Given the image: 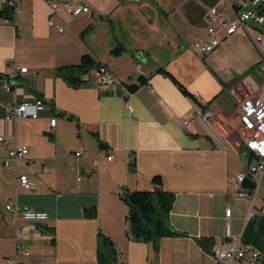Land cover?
<instances>
[{
	"label": "crops",
	"instance_id": "1",
	"mask_svg": "<svg viewBox=\"0 0 264 264\" xmlns=\"http://www.w3.org/2000/svg\"><path fill=\"white\" fill-rule=\"evenodd\" d=\"M61 1L19 0L12 22L0 13V159L12 147L28 148L23 158L0 164V264L13 256L19 264H226L212 256L224 236L226 208L230 232L264 253V178L255 202L239 196L234 181L248 161L234 129L238 104L264 81L226 72L240 53H249L242 41L251 34L244 17L249 0H69L89 6L78 16L61 9ZM213 6L243 21L201 56L191 44L206 37V13ZM49 17L64 31L50 27ZM118 45L123 49L112 54ZM85 53L120 82L105 84L97 67L82 74L77 87L56 74ZM160 69L199 98L182 93ZM34 98L45 102L37 118H5L10 105ZM52 116L54 128L48 125ZM80 147L82 156L74 157ZM20 174L34 182L33 189L21 187ZM156 175L160 185L152 181ZM123 187L172 192L168 225L179 234L161 237L157 246L135 240L119 196ZM7 202L48 218L13 220ZM98 231L112 240L114 261L96 259ZM18 243L28 255L17 253Z\"/></svg>",
	"mask_w": 264,
	"mask_h": 264
},
{
	"label": "built area",
	"instance_id": "2",
	"mask_svg": "<svg viewBox=\"0 0 264 264\" xmlns=\"http://www.w3.org/2000/svg\"><path fill=\"white\" fill-rule=\"evenodd\" d=\"M220 1L223 2L226 0ZM249 1L253 5L259 2V0ZM18 3L19 0H0V13L4 12V10L7 11L2 15L3 21L12 22L13 17L20 11ZM60 7L71 16H78L90 12V8L87 4L69 0H62L60 2ZM7 13H9V16L5 15ZM244 17H252L258 24H264V15L260 13L245 14ZM206 21V37L201 41H194L191 44L192 50L201 56L213 51L219 45L221 37L233 33L237 27L242 24L243 19L239 17L233 19L226 18L220 13L218 6H213L209 8L206 13ZM47 23L58 32L64 31L63 23L57 22L51 17L48 18ZM252 40L259 52L264 53L262 34H257ZM26 69V67H22L19 68V71L25 72ZM134 71L138 74H143L140 65H135ZM94 73L105 84L114 86L120 82L105 65H99ZM4 87L9 89L7 84H4ZM192 95L196 99L199 98L197 92H194ZM198 101L202 103L204 100L199 99ZM44 108L45 102L42 98L24 100L10 105L5 118L7 120L35 119ZM55 124V116L50 117L48 121L49 127L54 128ZM234 129L243 154L248 160L242 170L236 174L234 181L240 189L238 193L239 196H249L252 201L255 202L257 199V188L262 178H264V84L240 101L238 104V124ZM3 141V136L0 135V143ZM83 152V148L80 147L73 152V156L80 157ZM27 153L28 148L26 146L12 147L7 151L6 156L0 159V164L7 167L12 161L23 158ZM106 159L111 160L112 155L108 154ZM95 163L96 161L93 160V164ZM247 179L254 182L253 189L249 190L242 186L243 182ZM17 181L23 189H33L34 182L31 181L26 174L18 175ZM5 209L13 220L21 218L29 222L39 223L44 222L48 218L46 212L36 210L28 205L19 206L12 202H7L5 204ZM230 213L231 209L226 208L224 216L227 221L224 236L219 244L212 249L213 258L217 262H225L226 264L232 261H238L241 264H264L263 252L244 241L240 235H233L230 232L228 225ZM20 237L21 234L18 233L17 238ZM16 249L17 253L24 255L29 254V251L19 243L16 245ZM6 262L7 264H19L17 256L8 257Z\"/></svg>",
	"mask_w": 264,
	"mask_h": 264
},
{
	"label": "trees",
	"instance_id": "3",
	"mask_svg": "<svg viewBox=\"0 0 264 264\" xmlns=\"http://www.w3.org/2000/svg\"><path fill=\"white\" fill-rule=\"evenodd\" d=\"M4 12L7 11L4 10ZM4 12H1V15H4ZM261 12H264V6H259L258 13ZM5 15L9 16V13ZM122 49V45L115 46L111 49V53L118 54ZM99 65L90 54L85 53L77 64L58 67L56 74L61 76L69 85L77 87L83 81L81 75ZM160 71L169 76L182 93L193 97L168 71L164 69H160ZM144 82L145 79L140 78V83ZM136 87L137 85H131L129 88L134 89ZM152 181L156 185L161 184V179L158 175L153 176ZM242 186L250 190L253 189L254 182L247 179ZM119 196L127 206L126 221L128 230L135 240L151 242L154 246H157L161 237L179 234L168 225V214L173 201L172 192L159 188L154 190H130L123 187ZM87 213L90 216L95 214L94 209L89 210ZM116 253L112 240L101 231H98L96 235V259L99 262H111L115 260Z\"/></svg>",
	"mask_w": 264,
	"mask_h": 264
},
{
	"label": "rangeland",
	"instance_id": "4",
	"mask_svg": "<svg viewBox=\"0 0 264 264\" xmlns=\"http://www.w3.org/2000/svg\"><path fill=\"white\" fill-rule=\"evenodd\" d=\"M259 6H264V0H259L256 5H252L250 1H247L246 5L244 6V10L248 11L249 13L257 14ZM260 14L264 15V12H261ZM246 22L251 26V34L250 37L245 35L242 38V41L244 42V44H246V46H248L247 48L249 50V53L246 56L240 53V58L237 61H233L232 64H228L226 72L229 73L228 75H231L232 77L250 75L257 81V83L260 84L264 81V70L262 69V67H264V53L259 52L252 39L257 34H262V39L264 41V24H258L252 19V17H248L246 19ZM255 58L258 61H262L261 66L255 63ZM260 71L262 72V75L259 73ZM243 78L244 77L240 79L242 80ZM229 81L230 80L228 79L224 82L227 85L226 88L230 85ZM241 153L242 151L239 153V155H241Z\"/></svg>",
	"mask_w": 264,
	"mask_h": 264
},
{
	"label": "water",
	"instance_id": "5",
	"mask_svg": "<svg viewBox=\"0 0 264 264\" xmlns=\"http://www.w3.org/2000/svg\"><path fill=\"white\" fill-rule=\"evenodd\" d=\"M4 77L0 74V81H3Z\"/></svg>",
	"mask_w": 264,
	"mask_h": 264
}]
</instances>
